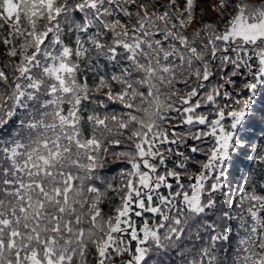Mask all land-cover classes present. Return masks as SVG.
I'll use <instances>...</instances> for the list:
<instances>
[{"label": "snow or ice", "instance_id": "obj_1", "mask_svg": "<svg viewBox=\"0 0 264 264\" xmlns=\"http://www.w3.org/2000/svg\"><path fill=\"white\" fill-rule=\"evenodd\" d=\"M90 256L264 264V0H0V264Z\"/></svg>", "mask_w": 264, "mask_h": 264}, {"label": "trees", "instance_id": "obj_2", "mask_svg": "<svg viewBox=\"0 0 264 264\" xmlns=\"http://www.w3.org/2000/svg\"><path fill=\"white\" fill-rule=\"evenodd\" d=\"M165 2H166V0H165ZM114 158L110 155L109 157H108V160L109 161H111V160H113ZM116 171H119V169H117ZM109 175H115V172H113V173H110ZM89 264H92V257L90 256L89 257Z\"/></svg>", "mask_w": 264, "mask_h": 264}]
</instances>
